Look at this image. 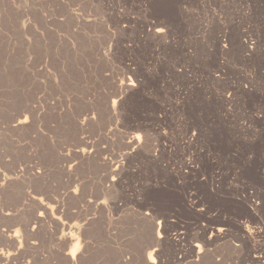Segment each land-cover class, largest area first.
Returning a JSON list of instances; mask_svg holds the SVG:
<instances>
[{"label":"rangeland","instance_id":"rangeland-1","mask_svg":"<svg viewBox=\"0 0 264 264\" xmlns=\"http://www.w3.org/2000/svg\"><path fill=\"white\" fill-rule=\"evenodd\" d=\"M263 255L264 0H0V264Z\"/></svg>","mask_w":264,"mask_h":264},{"label":"bare ground","instance_id":"bare-ground-1","mask_svg":"<svg viewBox=\"0 0 264 264\" xmlns=\"http://www.w3.org/2000/svg\"><path fill=\"white\" fill-rule=\"evenodd\" d=\"M121 18V17H120ZM150 22V21H149ZM156 22V21H155ZM154 22V23H155ZM157 24H159L158 22H157ZM147 25V24H146ZM143 30V29H142ZM141 30V31H142ZM151 30V29H150ZM151 31H153V30H151ZM150 32V31H149ZM154 33V32H153ZM160 36V35H159ZM158 37V36H157ZM156 37H154V39H155ZM159 38V37H158ZM157 38V39H158ZM156 39V40H157ZM158 43H159V41H158ZM167 45V44H166ZM160 46V45H159ZM165 46V45H164ZM168 46V45H167ZM152 71V70H151ZM183 71V70H182ZM186 71V70H185ZM139 75V74H138ZM136 77V76H135ZM139 78V77H138ZM134 79V78H133ZM133 86H134V83L133 82H129V87H130V90L133 88ZM127 88V87H126ZM135 88V87H134ZM126 90V89H125ZM128 90V89H127ZM136 90V89H135ZM129 91V90H128ZM127 91V92H128ZM134 91V90H133ZM181 106V105H180ZM182 110V109H181ZM180 110V111H181ZM183 111V110H182ZM168 113V112H167ZM166 114V113H165ZM167 115V114H166ZM156 119V118H155ZM175 120V119H174ZM179 120V119H178ZM174 123V122H173ZM129 133V132H128ZM127 136V135H126ZM143 136V135H142ZM130 137H131V135H130ZM137 137H139V135L138 134H134L133 136H132V138L134 139L133 140V142L132 143H134V141L137 139ZM138 141V140H137ZM136 142V141H135ZM192 143H193V141H192ZM200 143V142H199ZM154 145V144H153ZM158 145V144H157ZM160 145V144H159ZM185 146V145H184ZM198 150V149H197ZM130 155V154H129ZM144 157V156H143ZM184 161V160H183ZM185 162V161H184ZM183 163V162H182ZM191 163V162H190ZM121 166H122V164H121ZM190 166V165H189ZM193 167V166H192ZM115 176V175H114ZM116 177V176H115ZM38 221V220H37ZM36 222V221H35ZM207 230V229H206ZM215 230V229H214ZM206 232V231H205ZM75 233V232H74ZM76 234V233H75ZM74 236V235H73ZM65 237H66V235H65ZM74 237H76V236H74ZM73 237V238H74ZM223 237V236H222ZM15 240V239H14ZM73 242V241H72ZM76 245V244H75ZM192 252V251H191ZM73 254H72V256H74V252H72ZM152 257V256H151ZM262 257V260H260L261 262H262V264H264V255L263 256H261ZM153 258V257H152ZM151 258V259H152ZM72 261V260H71ZM75 264V263H74Z\"/></svg>","mask_w":264,"mask_h":264},{"label":"snow or ice","instance_id":"snow-or-ice-1","mask_svg":"<svg viewBox=\"0 0 264 264\" xmlns=\"http://www.w3.org/2000/svg\"><path fill=\"white\" fill-rule=\"evenodd\" d=\"M157 31L162 33L164 31V28H162V27L161 28H158ZM229 95H231V94L229 93ZM113 103H115V101H113ZM139 138L140 137H137V139H139ZM113 179H115V177ZM7 214L8 215H11V213H7ZM40 215L43 216L44 213L43 212H40ZM196 247L199 248L200 245L197 244ZM151 255H152L151 253H148V258H151Z\"/></svg>","mask_w":264,"mask_h":264},{"label":"clouds","instance_id":"clouds-1","mask_svg":"<svg viewBox=\"0 0 264 264\" xmlns=\"http://www.w3.org/2000/svg\"><path fill=\"white\" fill-rule=\"evenodd\" d=\"M16 234L19 235V229L16 230ZM80 244L79 241L76 243L75 248L72 249L73 252L79 250ZM10 254V253H9Z\"/></svg>","mask_w":264,"mask_h":264}]
</instances>
